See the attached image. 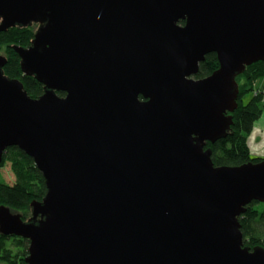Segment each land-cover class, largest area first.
<instances>
[{"label": "water", "instance_id": "obj_1", "mask_svg": "<svg viewBox=\"0 0 264 264\" xmlns=\"http://www.w3.org/2000/svg\"><path fill=\"white\" fill-rule=\"evenodd\" d=\"M31 25L14 49L40 97L0 55V162L17 147L46 187L26 220L0 205L25 263L264 264L238 222L264 203V161L215 167L205 149L230 129L235 77L264 61V0H0V32ZM210 53L218 69L194 79Z\"/></svg>", "mask_w": 264, "mask_h": 264}, {"label": "trees", "instance_id": "obj_2", "mask_svg": "<svg viewBox=\"0 0 264 264\" xmlns=\"http://www.w3.org/2000/svg\"><path fill=\"white\" fill-rule=\"evenodd\" d=\"M185 21H180L184 25ZM36 25L13 27L0 32V55L6 59L2 68L5 77L19 80L27 95L36 99L44 93V87L34 76L24 75L20 67V58L16 47L28 48L34 37ZM219 67L214 53L205 56L199 64L196 79L211 75ZM264 78V61L246 66L244 71L235 77L238 88L237 108L231 113L232 124L224 138L213 144L206 143L205 149L211 152V161L215 167H238L247 163L257 164L264 158L252 156L247 144L254 123L261 117L264 93L256 89L255 83ZM64 96V93H58ZM247 101L244 102V99ZM6 164L14 176L13 184L0 180V205L20 213L22 220L30 216V204L40 202L46 194L44 179L33 160L17 147L8 148L0 162V169ZM243 245L249 250L255 248L264 251V203L251 202L238 218ZM28 241L16 236L0 234V264H26Z\"/></svg>", "mask_w": 264, "mask_h": 264}, {"label": "crops", "instance_id": "obj_3", "mask_svg": "<svg viewBox=\"0 0 264 264\" xmlns=\"http://www.w3.org/2000/svg\"><path fill=\"white\" fill-rule=\"evenodd\" d=\"M247 144L251 155L264 158V112L254 123Z\"/></svg>", "mask_w": 264, "mask_h": 264}, {"label": "rangeland", "instance_id": "obj_4", "mask_svg": "<svg viewBox=\"0 0 264 264\" xmlns=\"http://www.w3.org/2000/svg\"><path fill=\"white\" fill-rule=\"evenodd\" d=\"M255 85H256V89L260 88L259 91L264 93V78L262 80H259L258 82H256ZM246 101H247V98L244 99V102H246ZM261 106H262L263 112H264V101L262 102ZM0 180H3L7 184H13L14 176L10 170L9 164H6L3 168L0 169Z\"/></svg>", "mask_w": 264, "mask_h": 264}, {"label": "flooded vegetation", "instance_id": "obj_5", "mask_svg": "<svg viewBox=\"0 0 264 264\" xmlns=\"http://www.w3.org/2000/svg\"><path fill=\"white\" fill-rule=\"evenodd\" d=\"M198 67H199V66H198ZM193 78L196 79L195 76H194Z\"/></svg>", "mask_w": 264, "mask_h": 264}]
</instances>
